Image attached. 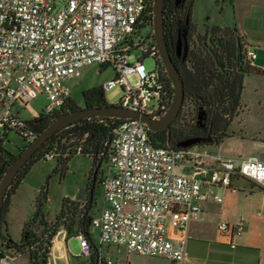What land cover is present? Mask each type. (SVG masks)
Segmentation results:
<instances>
[{"label":"built area","instance_id":"built-area-1","mask_svg":"<svg viewBox=\"0 0 264 264\" xmlns=\"http://www.w3.org/2000/svg\"><path fill=\"white\" fill-rule=\"evenodd\" d=\"M150 0H0V130L14 129L26 141L35 136L20 107L46 92L45 113L60 108L71 96L67 80L92 64L112 65L116 76L105 89L124 87L116 103L162 115L172 100L166 95L163 63L157 43L149 54L161 63L150 70L133 53L136 24ZM253 61L256 53L248 50ZM163 64V65H162ZM38 115V114H37ZM118 118V117H117ZM101 174L103 204L93 216L101 242L123 244L129 251L165 256L182 264L187 254L189 224L203 214L205 202H222L219 188H240L239 177L251 182L244 189L264 190V154L228 155L221 145L195 143L170 146L153 143L144 120L120 118ZM81 152V147L77 148ZM58 152L46 150V159ZM230 238L244 223L221 221ZM83 253L91 242L77 235ZM14 249L0 244V264H13ZM112 263L111 260L108 261Z\"/></svg>","mask_w":264,"mask_h":264},{"label":"trees","instance_id":"trees-1","mask_svg":"<svg viewBox=\"0 0 264 264\" xmlns=\"http://www.w3.org/2000/svg\"><path fill=\"white\" fill-rule=\"evenodd\" d=\"M153 1L150 0L136 24L135 36L138 38V42L133 48L141 49L142 58L149 54L148 46L156 43L153 30ZM193 2L194 0L165 1V37L173 60L184 81L183 103L187 98L195 99L198 114L207 116L213 126L212 139L205 143L219 145L228 135L227 129L239 113L245 74L264 72V70L254 65L249 58V37L236 25H207L203 33L196 32L197 23L192 19ZM145 28L147 30L143 32ZM180 32L184 42L182 53L179 55L177 40ZM158 62L161 63V60L156 58V63ZM165 83L166 95L172 100L175 87L168 73L165 76ZM105 90L102 83L85 88L82 92L84 106L108 104L105 100ZM79 107L81 106L75 103L70 96L60 108L37 115L32 119H26V122L36 136L51 120L64 112ZM180 113L171 122L170 127L149 131L153 143L178 146V141L182 139L202 135L203 127L199 120L196 125L187 130L188 128L180 125ZM120 121V118L105 115L78 119L57 130L33 153L19 169L7 189L3 206V222L9 223L8 214L11 210V197L17 191L31 166L38 160L45 158L44 153L49 149L58 152L55 157L57 164L53 172L60 170L64 172L68 167V162L76 154H88L93 157L88 198L82 201L68 196L64 197L55 221L50 222L45 217L44 206L48 200V192L44 186L40 190L34 215L24 224L21 240L17 241L11 234L5 235L1 232L0 244L3 243L2 239L6 238V244L13 249L28 251L30 264H49L52 240L61 228H65L72 235H78L80 232L85 233L93 245L91 225L94 215L92 204L96 197L97 179L99 182L101 181V176L98 177V173L103 171L101 167L110 152L114 129ZM4 141L5 136L0 135V179L20 153V151L18 153L9 151L4 145ZM27 142L29 143L30 140ZM28 143L22 145L21 150ZM78 147H81L80 153L77 152ZM48 181L49 178L47 183ZM89 264H99L93 251L90 254Z\"/></svg>","mask_w":264,"mask_h":264},{"label":"rangeland","instance_id":"rangeland-1","mask_svg":"<svg viewBox=\"0 0 264 264\" xmlns=\"http://www.w3.org/2000/svg\"><path fill=\"white\" fill-rule=\"evenodd\" d=\"M221 10L222 7H217L213 10V13H217L219 16L221 14ZM231 11L232 7L229 4V6L225 7L223 16L228 17L231 14ZM204 12L205 9L202 7L200 1L194 0L192 5V19L194 22L197 21L196 32L199 33H203L205 30V26H200L198 24V22L202 20ZM146 30L147 29L145 28L143 32ZM195 37L196 35L194 38ZM140 52L141 49L139 48L133 49V53L136 55H139ZM144 63L148 69L152 70L156 66V57L151 54H147L144 57ZM115 76L116 70L112 65H87L83 67V74L81 76H75L67 80L72 90L71 98L75 101V103L83 107L84 102L82 92L85 88L91 85L103 83L105 80ZM123 94V85L117 83L112 88L105 90V100L110 104H116L121 100ZM48 103L49 98L47 97V93L39 92L37 96L30 99L28 106L20 107V115L23 119H32L37 116V114H44L45 107ZM183 104L181 113L179 112V122L182 127L188 128L187 130H189L191 126L193 127L198 123V120H206L209 122V118H205L203 114H201V116L198 114L195 99L187 98ZM227 133L228 135L220 143L224 153L229 155L242 154L245 156L249 154H257L258 147H255V144L249 140L250 138H259L264 141V109L254 106L250 111H241L240 114L234 117L227 129ZM0 135L5 136L4 145L12 153H18L21 151V146L28 143L26 139L14 129H10L8 131L1 129ZM240 136L247 137L249 140L238 138ZM238 141L241 143L238 144ZM56 164V159L50 157L48 159L42 158L31 166L17 191L11 197V210L8 214L9 223L3 222L2 220V233L5 235L11 234L17 241L21 240L24 224L34 215L37 208V199L40 190L44 186H46L48 192V200L44 206L46 211L45 217L50 222L55 221L56 216L61 209L64 197L68 196L75 199H81L82 201L87 200L90 185L89 183L92 175L91 169L93 168V157L88 154L74 155L68 162V167L64 172L62 170L53 172ZM101 168H104V165H102ZM101 174L102 172H99L98 177L99 175L101 176ZM48 178L49 181L47 183ZM235 182L239 185L249 184V182L242 177L236 179ZM221 193L223 194L225 204L227 205V210L226 208L224 209L226 211H244L252 213L253 211H258L261 208H264L262 205V203H264V192L261 190L250 191V189L246 190L242 188L227 187L224 190H221ZM95 196V201L92 204L93 215L99 213V209L103 204V189L99 179H97V185L95 187ZM91 232L94 239L99 244L100 240L98 227L92 224ZM2 241L5 243L6 238H3ZM69 244L71 251L75 255L82 254L83 251L80 239L77 235H70ZM109 247L108 243H104L103 252H109ZM11 254L14 256L12 258L13 264H30V255L28 251H19L14 249ZM110 254L113 256L112 252ZM87 260L88 259L83 260L80 264H86Z\"/></svg>","mask_w":264,"mask_h":264},{"label":"crops","instance_id":"crops-1","mask_svg":"<svg viewBox=\"0 0 264 264\" xmlns=\"http://www.w3.org/2000/svg\"><path fill=\"white\" fill-rule=\"evenodd\" d=\"M199 1L205 12L198 24L205 27L213 24L236 25L242 29L249 37V49H253L256 53V57L253 59L254 65L264 70V0ZM229 4L232 7L231 14L228 17L223 16V11ZM217 7H222L219 16L217 13H213ZM241 101L238 114L244 110L250 111L254 106L264 109V72L245 74ZM238 138L249 140L244 136ZM249 141L258 147L257 154L249 155L264 154V141L259 138H250ZM240 143L238 141V144ZM247 181L248 185L236 184L240 188L249 187L251 182ZM224 189L219 188V191ZM253 190L264 192L263 189H250V191ZM262 205L264 206V203ZM225 208L227 210L224 199L222 202H217L211 197L205 202L202 216L192 220L189 224L187 254L182 264H264V208L252 213L226 211ZM221 221L232 225L239 222L244 223L242 233L232 237L235 245H232L229 241L230 238L220 231L218 224ZM70 235L72 234H69L65 228L56 234L51 247L49 264H80L85 259H88L87 264H89L91 253L82 252V254L75 255L71 251ZM104 243L107 242L100 240L99 245L94 237L93 245L91 243V251L95 253L99 264L109 263V260L112 261L110 264H170L168 257L129 251L123 244L108 243L109 252L104 253ZM111 252L113 256L110 254Z\"/></svg>","mask_w":264,"mask_h":264},{"label":"water","instance_id":"water-1","mask_svg":"<svg viewBox=\"0 0 264 264\" xmlns=\"http://www.w3.org/2000/svg\"><path fill=\"white\" fill-rule=\"evenodd\" d=\"M166 0H154L152 5L153 11V30L158 44L159 51L163 63L167 69L168 75L173 81L175 87L174 97L172 102L162 115L159 111L155 113H146L139 110L125 107L117 104H103L79 107L67 112H64L50 121V123L39 132L25 147L22 148L15 160L10 164L5 173L0 179V233L2 225L3 206L7 189L13 178L18 173L19 169L28 161L33 153L57 130L73 123L74 121L94 115H105L118 118H133L144 120L149 129L153 131L161 130L170 127L171 122L175 120L180 112L184 101V81L182 79L179 68L173 60L166 37L164 25V5ZM180 1V0H177ZM182 33H179L177 40V51L180 55L183 50ZM201 116V115H200ZM210 137L203 135L191 136L178 141V146H188L200 142H209ZM97 171V169H96Z\"/></svg>","mask_w":264,"mask_h":264},{"label":"flooded vegetation","instance_id":"flooded-vegetation-1","mask_svg":"<svg viewBox=\"0 0 264 264\" xmlns=\"http://www.w3.org/2000/svg\"><path fill=\"white\" fill-rule=\"evenodd\" d=\"M207 116H205L206 118ZM200 125L203 127V136H207L210 137L212 139V135H213V126L211 125V122L209 121H203V120H199Z\"/></svg>","mask_w":264,"mask_h":264}]
</instances>
